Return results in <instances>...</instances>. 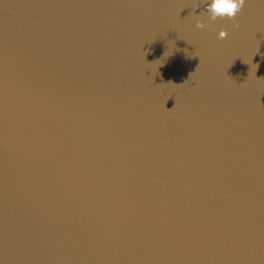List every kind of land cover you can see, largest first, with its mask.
Here are the masks:
<instances>
[{"label": "water", "instance_id": "95a60500", "mask_svg": "<svg viewBox=\"0 0 264 264\" xmlns=\"http://www.w3.org/2000/svg\"><path fill=\"white\" fill-rule=\"evenodd\" d=\"M207 3L0 0V264H264V0Z\"/></svg>", "mask_w": 264, "mask_h": 264}, {"label": "clouds", "instance_id": "9594fccd", "mask_svg": "<svg viewBox=\"0 0 264 264\" xmlns=\"http://www.w3.org/2000/svg\"><path fill=\"white\" fill-rule=\"evenodd\" d=\"M246 0H210V3L205 5L204 12L199 15L204 16L206 14L207 20L197 19L195 27L197 29L210 28L211 23L217 19H227L233 21V27L240 28L239 22L236 20L238 14L243 10ZM193 14H196L195 11ZM228 37V31L221 29L217 34V39L224 40ZM162 66V65H161ZM259 65L257 64V69ZM191 75V74H190ZM168 83H172L169 81Z\"/></svg>", "mask_w": 264, "mask_h": 264}]
</instances>
